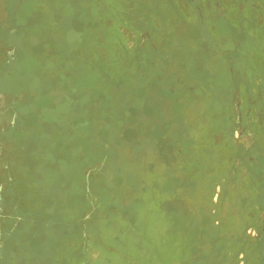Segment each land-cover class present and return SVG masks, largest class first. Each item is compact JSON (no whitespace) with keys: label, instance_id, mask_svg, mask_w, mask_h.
<instances>
[{"label":"rangeland","instance_id":"rangeland-1","mask_svg":"<svg viewBox=\"0 0 264 264\" xmlns=\"http://www.w3.org/2000/svg\"><path fill=\"white\" fill-rule=\"evenodd\" d=\"M0 264H264V0H0Z\"/></svg>","mask_w":264,"mask_h":264}]
</instances>
